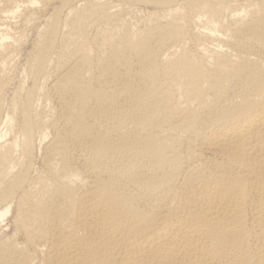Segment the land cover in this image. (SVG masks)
Here are the masks:
<instances>
[{"label":"bare ground","instance_id":"obj_1","mask_svg":"<svg viewBox=\"0 0 264 264\" xmlns=\"http://www.w3.org/2000/svg\"><path fill=\"white\" fill-rule=\"evenodd\" d=\"M0 264H264V0H0Z\"/></svg>","mask_w":264,"mask_h":264},{"label":"rangeland","instance_id":"obj_2","mask_svg":"<svg viewBox=\"0 0 264 264\" xmlns=\"http://www.w3.org/2000/svg\"><path fill=\"white\" fill-rule=\"evenodd\" d=\"M15 77H17V75ZM15 83H16V81H15Z\"/></svg>","mask_w":264,"mask_h":264}]
</instances>
